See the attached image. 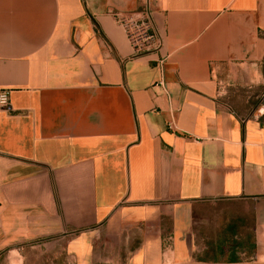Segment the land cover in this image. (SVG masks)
I'll use <instances>...</instances> for the list:
<instances>
[{"label":"crops","instance_id":"1","mask_svg":"<svg viewBox=\"0 0 264 264\" xmlns=\"http://www.w3.org/2000/svg\"><path fill=\"white\" fill-rule=\"evenodd\" d=\"M0 90V264H264V0H0Z\"/></svg>","mask_w":264,"mask_h":264},{"label":"built area","instance_id":"2","mask_svg":"<svg viewBox=\"0 0 264 264\" xmlns=\"http://www.w3.org/2000/svg\"><path fill=\"white\" fill-rule=\"evenodd\" d=\"M114 18L123 28L133 49L134 57H142L161 51L163 41L154 25L150 4H147L140 12L125 15L115 14ZM0 110L12 111L9 90H0Z\"/></svg>","mask_w":264,"mask_h":264}]
</instances>
